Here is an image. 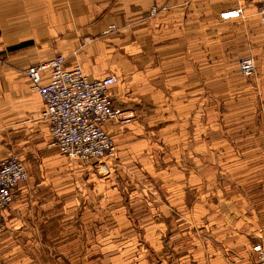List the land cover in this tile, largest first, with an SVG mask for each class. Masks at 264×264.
I'll return each instance as SVG.
<instances>
[{
  "label": "crops",
  "instance_id": "0c3cea01",
  "mask_svg": "<svg viewBox=\"0 0 264 264\" xmlns=\"http://www.w3.org/2000/svg\"><path fill=\"white\" fill-rule=\"evenodd\" d=\"M257 5L258 0H0V159L16 152L29 173L3 211L0 264H32L41 255L40 242L72 238L65 225L78 204L107 206L111 191L118 190L114 181L96 179L93 165L79 166L51 144L44 103L26 70L57 54L92 79L115 74V105L136 111L130 124L106 126L118 147L119 161L111 162L115 174L125 171L127 161H138L131 167L135 174L179 175L183 191H197L194 202L186 196L181 202L131 200L133 238L140 244V262L134 264H245L254 258L253 246L264 235V202H204L202 196L204 160L226 152L224 138L236 159L247 158L252 141L264 144V131L221 135L222 79H229L231 109L254 93L264 98V23ZM238 7L241 16L221 17ZM247 56L258 69L253 84L240 71ZM261 104L264 109V99ZM226 123L237 126L235 120ZM185 175L196 176L195 187ZM81 183L84 200L77 201ZM71 190L69 220L61 216V196ZM51 191L58 202H51Z\"/></svg>",
  "mask_w": 264,
  "mask_h": 264
},
{
  "label": "rangeland",
  "instance_id": "374dc122",
  "mask_svg": "<svg viewBox=\"0 0 264 264\" xmlns=\"http://www.w3.org/2000/svg\"><path fill=\"white\" fill-rule=\"evenodd\" d=\"M251 57L255 60L252 56ZM246 58V57H244ZM243 59V58H242ZM241 59V60H242ZM256 64V60H255ZM235 68L227 67L226 70H234ZM258 73L257 65L256 71L246 80L251 81ZM253 80V81H252ZM256 83V81H255ZM229 79H222V109L221 121L222 132L221 135L227 136L230 134L242 135L246 134L259 135L260 131H264V127H255L261 121H264V109L262 94L252 95L248 100L237 104V110L229 107V102L234 100V96L229 95ZM232 106V105H231ZM206 112V117H208ZM227 120H235L236 127H229ZM243 120L252 121L253 126H245L240 122ZM260 126V125H259ZM224 138L221 142V147L226 148V152L218 155L214 159L204 160L205 181H204V195L202 199L204 202H225L226 199L234 202H264V144L261 142H253V151L248 153L247 158H231L229 152V142ZM115 160V159H114ZM117 162L119 159L117 158ZM76 162L85 167L84 164L76 160ZM134 162V161H133ZM132 160L127 161L123 165H119L121 169H125L123 173L113 172L109 176L101 174L96 167L94 172L97 174L96 179L104 178L110 179L118 185L117 191H111L110 196L106 200L107 206H99L96 208H86L78 204L74 211V218L72 223L66 224L67 232L72 230V238H62L56 240H45L44 244L39 243V251L41 255L34 256L32 264H134L140 262L138 249H140L139 242L134 238L133 219L134 209L132 202H149L154 198L159 197L163 202L171 200V202H181L183 196H186L187 202L196 200V190L183 191L184 182L181 185L180 176H172L170 174H162L155 177L161 181H154V176L148 174L138 175L131 169L134 164ZM200 165L202 160H199ZM89 166V165H87ZM123 167V168H122ZM117 168V167H116ZM120 169V170H121ZM119 170V171H120ZM115 174V175H114ZM114 176V178H113ZM168 177L172 179L171 182H165ZM184 178L187 184L191 187L196 186L195 175H185ZM199 186H200V177ZM94 177V180H96ZM51 180V177L50 179ZM99 180V179H98ZM97 180V181H98ZM28 182V181H27ZM180 182V183H179ZM110 185L113 182H109ZM77 201L84 200V184L76 185ZM180 190V191H178ZM247 190V191H246ZM236 198L230 196L236 195ZM169 194V195H168ZM242 196L244 199H239ZM51 202H58L60 199L51 191L48 193ZM167 195V196H166ZM100 196V194H99ZM62 202H65L66 207H62L61 216H66L69 220L72 218V207L67 206L68 202H72V190L64 192L61 196ZM110 201V202H108ZM60 209V208H55ZM75 233L77 236L75 238ZM142 246V245H141ZM146 247V246H145ZM59 251L61 253H59ZM64 253V254H63Z\"/></svg>",
  "mask_w": 264,
  "mask_h": 264
},
{
  "label": "built area",
  "instance_id": "2783aa9c",
  "mask_svg": "<svg viewBox=\"0 0 264 264\" xmlns=\"http://www.w3.org/2000/svg\"><path fill=\"white\" fill-rule=\"evenodd\" d=\"M155 13L153 7L151 14ZM242 13L243 7H238L223 12L221 17L229 19ZM257 14L264 23V0H258ZM115 28L114 24L110 25V29ZM240 71L246 77L254 74L255 60L243 58ZM26 74L32 89L44 103L42 117L49 123L51 144L68 158L93 165L104 176L111 175V162L117 158L118 147L106 126H126L136 117L135 110L114 103L112 88L118 81L117 76L109 74L92 79L82 66H68L63 54L29 67ZM28 179L27 166L18 153L12 152L0 159V229L3 211L13 202L19 186ZM253 250L254 258L245 264H264V235L254 244Z\"/></svg>",
  "mask_w": 264,
  "mask_h": 264
}]
</instances>
